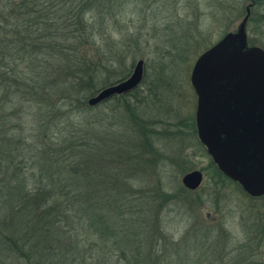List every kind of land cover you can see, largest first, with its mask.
<instances>
[{
	"label": "rangeland",
	"instance_id": "obj_1",
	"mask_svg": "<svg viewBox=\"0 0 264 264\" xmlns=\"http://www.w3.org/2000/svg\"><path fill=\"white\" fill-rule=\"evenodd\" d=\"M251 1L106 0L102 8L86 15L97 28L96 44L115 58L109 72L101 70L93 78L96 87L116 83L142 60L143 78L134 90L145 103L132 113L116 107L114 101L100 103L92 111L81 110L78 116L63 101L52 109L58 108L71 119L77 117L75 124L88 126L87 130L101 137L108 127L115 131L123 128L131 138L127 148L131 165L115 162L114 167L121 170L122 182L130 184L132 197L139 199L142 207L157 209L153 217L156 224L146 221L147 226L139 231L140 238L147 240L141 248L153 251L150 257L142 255L137 263H126L120 260L119 251L107 248L104 260L98 239L84 238L78 230L82 252L88 243L96 246L89 252L93 260L86 263L263 264L264 196L252 198L236 183L219 176L197 137L196 96L190 82L196 59L227 32L236 30ZM246 36L248 46L264 50V0H255ZM127 100L132 102V97ZM0 108L10 114L9 125L16 131L20 125L27 136L37 133L40 113L49 111L46 105L17 100ZM66 125L63 115L49 125L47 134L62 141L68 138ZM133 131L139 133L137 138ZM193 171L202 174V181L191 191L183 186L182 178ZM20 222L21 217L5 208L0 198V264H26L3 250L1 244ZM64 261L59 259V264Z\"/></svg>",
	"mask_w": 264,
	"mask_h": 264
},
{
	"label": "trees",
	"instance_id": "obj_2",
	"mask_svg": "<svg viewBox=\"0 0 264 264\" xmlns=\"http://www.w3.org/2000/svg\"><path fill=\"white\" fill-rule=\"evenodd\" d=\"M105 3L0 0V107L17 100L46 105L49 110L40 113L37 133L27 136L20 125L18 131L9 125L10 114L0 108V198L5 208L21 217L1 244L26 264H59V259L65 260L61 264H74V260L89 264L86 262L93 260L89 252L96 246L88 243L82 252V234L98 239L104 260L107 248L119 251L120 260L126 263H137L142 255L148 258L153 252L141 248L147 240L140 238L139 231L147 226L146 221L156 224L157 209L142 207L132 197L130 184L122 182L121 170L114 167L115 162L131 165L130 136L123 128L115 131L111 127L104 137L98 136L88 126L75 124L77 117L71 119L58 108L52 109L63 101L77 116L81 110L92 111L97 106H89L87 99L115 84L96 87L93 79L101 70L109 72L114 65L111 59H115L96 44L97 28L86 18ZM112 101L132 113L144 105L145 98L133 90L101 104ZM63 115L68 138L52 140L47 134L49 125ZM132 135L137 138L139 133L133 131ZM108 137H116L120 143ZM219 176L234 183L220 172Z\"/></svg>",
	"mask_w": 264,
	"mask_h": 264
},
{
	"label": "water",
	"instance_id": "obj_3",
	"mask_svg": "<svg viewBox=\"0 0 264 264\" xmlns=\"http://www.w3.org/2000/svg\"><path fill=\"white\" fill-rule=\"evenodd\" d=\"M251 3L234 32H227L195 61L190 82L196 96L197 137L220 173L250 197L264 196V51L248 46ZM144 62L130 76L101 89L91 107L139 86ZM202 174L193 171L182 184L194 191ZM264 264V262H263Z\"/></svg>",
	"mask_w": 264,
	"mask_h": 264
},
{
	"label": "flooded vegetation",
	"instance_id": "obj_4",
	"mask_svg": "<svg viewBox=\"0 0 264 264\" xmlns=\"http://www.w3.org/2000/svg\"><path fill=\"white\" fill-rule=\"evenodd\" d=\"M251 3V7H250V16H251V10L253 9V7H254V5H255V0L253 1H251L250 2ZM250 18V17H249ZM256 47H258V46H256ZM260 48V47H259ZM262 49V48H261ZM263 50V49H262ZM264 51V50H263Z\"/></svg>",
	"mask_w": 264,
	"mask_h": 264
}]
</instances>
